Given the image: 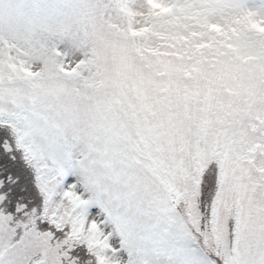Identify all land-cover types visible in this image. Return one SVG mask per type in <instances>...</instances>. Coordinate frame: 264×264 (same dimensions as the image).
Segmentation results:
<instances>
[{"label":"rangeland","instance_id":"374dc122","mask_svg":"<svg viewBox=\"0 0 264 264\" xmlns=\"http://www.w3.org/2000/svg\"><path fill=\"white\" fill-rule=\"evenodd\" d=\"M52 100L76 112L79 131L59 156L30 142L47 214L89 237L99 264H178L176 247L149 243L158 222L210 264H264V0H0V120L31 139L27 118ZM151 148L159 173L143 160ZM214 152L217 245L194 232L197 164ZM69 169L80 192L60 188ZM121 232L127 244L113 248ZM29 233L27 264L47 239ZM59 260L53 248L39 264Z\"/></svg>","mask_w":264,"mask_h":264},{"label":"trees","instance_id":"16d2710c","mask_svg":"<svg viewBox=\"0 0 264 264\" xmlns=\"http://www.w3.org/2000/svg\"><path fill=\"white\" fill-rule=\"evenodd\" d=\"M13 119L15 118H2L0 120V138L13 145L17 149V159L22 158L27 161V164L21 174L19 187L21 195L15 197L18 207L3 204V201L12 199V189H9L7 193L0 192V220L6 219L5 227L8 230L11 229V238L13 239L22 235L24 229H27L28 233L34 231L38 236L44 235L47 238L43 249L28 264H39L45 258L46 252L53 248H56L61 264H99V249L93 246L89 237H81L80 232L71 221L63 223L52 213L47 214L46 204L48 203L49 192L45 190V177L42 171L44 163L36 158V152L30 144L32 140L23 137V128ZM252 144L253 142L249 145L250 152H253ZM143 153L151 156V158L143 160L150 167H154V169L157 167L159 173L160 161L155 155L154 149L150 152L152 155L149 151ZM218 156L219 154L214 152L202 169L197 164V173L195 174L197 187L202 192L199 201L203 203V212H201L199 225L194 228V232L216 245L219 241V235L215 226L216 216L213 209L216 205L215 199L220 192L224 173L223 157ZM161 177L166 184L172 185L170 177L167 179V176L164 175L163 178L162 173ZM188 199H186V203ZM176 204L178 209L182 210L184 201L180 204L177 201ZM235 230L236 226L232 222V237L235 235ZM201 242L204 245L203 242L205 241L202 240ZM203 247L207 248L205 245ZM218 248L219 244L214 255L219 258L221 254H219L220 249Z\"/></svg>","mask_w":264,"mask_h":264},{"label":"snow or ice","instance_id":"6c2138e0","mask_svg":"<svg viewBox=\"0 0 264 264\" xmlns=\"http://www.w3.org/2000/svg\"><path fill=\"white\" fill-rule=\"evenodd\" d=\"M27 123L32 142H38L42 151L51 152L56 156L65 154L71 147L70 141L78 138L76 112L56 100L41 102L40 106L33 109L32 115L27 118ZM0 154H2L0 155V192L7 193L9 189H12V199L3 201V204L18 207L15 197L21 195L19 191L21 174L24 172L27 161L22 158L17 159V149L2 138H0ZM79 175L78 170L71 169L62 173L58 177L61 190L71 186L74 191L80 192ZM92 211H99V208H93ZM152 228L149 243L160 251L176 247L180 257L178 264H210L198 254L196 249L181 244L171 232L170 227L165 228L158 222ZM8 231L11 232V229ZM108 243L116 248L118 245H126L127 240L123 232L119 235L113 233L109 236ZM36 247V241L27 229H24L23 234L18 238L9 237L6 240L5 230L0 228V264H27Z\"/></svg>","mask_w":264,"mask_h":264}]
</instances>
